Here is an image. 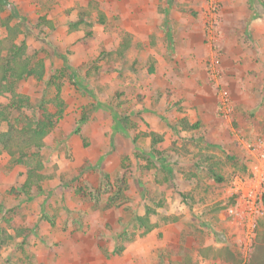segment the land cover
I'll return each instance as SVG.
<instances>
[{"label": "rangeland", "instance_id": "1", "mask_svg": "<svg viewBox=\"0 0 264 264\" xmlns=\"http://www.w3.org/2000/svg\"><path fill=\"white\" fill-rule=\"evenodd\" d=\"M6 1L0 39L13 36L6 22L18 26L15 42L32 47V65H45L42 77L19 80L15 91L35 106L45 101L56 116L47 145L27 149L25 164L7 150L0 155V228L9 235L0 264H181L189 254L201 264L200 248L206 264H264L263 237L252 260L242 257L222 199L226 185L254 164L241 139L264 137V0H149L157 13L146 7L143 19L123 16L126 4L133 13V0ZM42 17L54 28L37 27ZM190 38L202 43L200 53ZM190 63L204 71L188 83L198 91L167 77L170 67L187 75ZM243 64L255 66L247 74L253 82L231 85ZM224 93L229 117L222 114ZM14 99L0 96L8 115L0 132L36 116ZM39 162L46 176L29 198L21 185ZM147 206L158 225L143 233L136 217ZM210 221L217 235L206 228ZM212 237L224 248L208 242ZM215 249L227 260L217 262Z\"/></svg>", "mask_w": 264, "mask_h": 264}, {"label": "trees", "instance_id": "2", "mask_svg": "<svg viewBox=\"0 0 264 264\" xmlns=\"http://www.w3.org/2000/svg\"><path fill=\"white\" fill-rule=\"evenodd\" d=\"M0 2L6 3L7 1L0 0ZM98 19L101 23L104 22L106 20V14L100 13ZM6 24L9 35L12 34L13 36L0 39V96L4 93L11 94L15 98V102L13 103L17 109H21L22 107L31 108L36 113V116L33 119H29L22 128L10 124L5 132H0V155L3 150H7L12 156L18 154L16 161L25 164L27 162V156H29L27 149L35 147L36 150H41L47 145L45 138L55 126L54 118L56 115L51 114L45 101L35 106L28 97H24V95L15 91V85L19 80L31 75L42 77L45 72V65L42 61H39L36 65L31 64V59L35 55L34 50L29 54L32 49L29 44L23 40L15 42V38L19 35L21 30L16 25L11 26L8 22H6ZM42 25L54 28L53 21L47 17H42L38 20L37 27H41ZM77 25L78 22L74 23V26ZM90 33L91 31L87 32V34ZM4 51L5 53H3ZM150 70L153 72V67H150ZM127 118H121V123L123 125L127 123ZM2 121H8V115L4 109L0 108V125ZM193 127H196V125H193ZM42 169L43 164L41 162L37 163V166L31 167L28 171L27 179L21 185L23 192L29 198L34 196L33 188H40V182L46 176L45 173L41 172ZM209 169L211 170L212 176L217 181L222 182L225 179L213 164L209 165ZM13 192L15 194L18 193V191ZM121 192V188L117 191H113L111 195H109L110 200L115 201L119 198ZM231 201L230 198L227 202H223V207L227 208ZM155 215L156 210L150 206H147L144 214L137 215L136 220L139 228L143 229V233H148L157 227V222L153 221ZM8 237L9 235L5 231L3 233L2 228H0V248L6 243ZM257 237L264 238V219L261 218L257 222ZM123 246L124 244L119 247L120 249L118 252H121ZM182 263L190 264V258L186 256Z\"/></svg>", "mask_w": 264, "mask_h": 264}, {"label": "built area", "instance_id": "3", "mask_svg": "<svg viewBox=\"0 0 264 264\" xmlns=\"http://www.w3.org/2000/svg\"><path fill=\"white\" fill-rule=\"evenodd\" d=\"M208 33L213 35L211 29H208ZM222 100V114L229 117L231 107L226 93L222 95ZM241 143L255 160L248 173L235 176L231 182L228 199L232 201L226 210L237 226L242 257L248 260L257 238V222L264 214V137L252 144L241 139Z\"/></svg>", "mask_w": 264, "mask_h": 264}, {"label": "crops", "instance_id": "4", "mask_svg": "<svg viewBox=\"0 0 264 264\" xmlns=\"http://www.w3.org/2000/svg\"><path fill=\"white\" fill-rule=\"evenodd\" d=\"M154 3V2H153ZM151 4V5H149V0H133L132 1V4H131V9L130 10H133V13H129V11L127 12V10L129 9V8H127V7H129L127 4H126V10H125V12H124V14L125 15H123L124 17H126V18H130V19H143V18H145L146 17V15H145V12H146V7H148V8H151L152 7V11H153V13H157V7H158V3H154V4ZM127 12V13H126ZM130 14V15H129ZM129 30H131V28L128 26L127 27ZM200 29V28H199ZM262 32H264V29H262ZM263 38H264V34L263 35H261ZM193 37V36H192ZM189 42H190V47H192V46H194L195 44H196V50H197V52L198 53H200L203 49H201L203 46H202V43L201 42H195V41H192V39L190 38V40H188ZM150 42V41H149ZM128 47H129V44H128ZM144 48L146 49V50H148L149 52H150V48L148 47L147 48V46L146 45H144ZM154 51V50H153ZM152 54H155V51L152 53ZM157 56V55H156ZM157 58H159L158 56H157ZM72 62V61H71ZM198 62V61H197ZM191 64V66H190V70L188 71V74L186 75V73H183L182 75H181V78L178 76V75H176L175 73H174V71H173V68L172 67H170V70L168 71V74H167V77H170L171 75H173L174 76V78H175V80L173 81L176 85H178V81H179V79H180V81L182 80V83H185V84H182V85H184V86H188V88H190V87H192V89L193 90H195V91H198L199 89V87H197V85H194V84H192V85H190V84H188V83H191L190 82V80H191V78H193V77H198V78H201L202 77V74H204V71H202L201 69H199V68H195L196 66H194L192 63H190ZM244 65V64H243ZM252 65V64H251ZM150 67H153V69H155L154 68V66L151 64L150 65ZM238 69L236 70V68L234 69V71H236L237 73H238V75H240V76H238L237 77V79L238 80H233V81H231V85H235V84H237L238 82H243L244 80H246V82L248 83V85H249V83L252 81L253 82V78L252 77H248L247 76V74L249 73V70H251V69H255V66L254 67H251L250 65H244V66H242V69L240 68V67H237ZM255 71V70H254ZM156 72V71H155ZM154 74V73H153ZM156 74V73H155ZM249 74H251V75H253V72H250ZM162 75H164V74H162ZM245 76V78H243ZM162 78V77H161ZM184 81V82H183ZM194 83L195 84H197L196 83V81H194ZM164 84H166L165 82H164ZM160 92H162V91H160ZM159 92V93H160ZM168 95V94H167ZM161 96V95H160ZM189 114V113H188ZM190 115V114H189ZM191 117H193V114H191L190 115V118ZM192 119V118H191ZM232 134H234V136H235V133H232ZM233 136V137H234ZM236 136H237V138H238V140H239V135L237 134V131H236ZM235 138V137H234ZM241 142V141H240ZM239 145V144H238ZM249 170H250V168H249ZM194 179H195V177H194ZM209 183H212V181H210ZM196 184V183H195ZM194 184V185H195ZM230 185H231V183L229 184V185H226V187H225V189H224V196L222 197V199H226L227 200V198H229L228 196H229V194H230ZM226 200H225V202H226ZM225 212V211H224ZM264 215V214H263ZM262 217V216H261ZM260 217V218H261ZM207 227L206 228H209V229H211L212 231H213V234L214 235H217V234H215L216 233V229L219 227L218 225H216L215 223H211V221L210 222H208L207 223ZM197 227L198 228H205V227H203V226H200V224H198L197 225ZM195 237V236H194ZM220 237V236H219ZM213 238H215V237H212L208 242H212L213 244H218V245H221V247H219V248H224V247H222L223 245H225V243L224 242H219V240H215V239H213ZM221 238V237H220ZM199 240L198 239H196L195 240V242L194 243H197ZM218 241V242H217ZM199 246H201L200 244H199ZM200 248V247H199ZM215 250H217V252H218V249H215ZM255 250V249H254ZM198 252H199V254L202 256V260H201V264H206V263H208V261H209V258H208V256L203 252V250H202V248H200L199 250H197ZM202 252L204 253V255L202 254ZM255 252V251H254ZM254 252L251 254V257H250V259L248 260V261H250V260H252V258H253V254H254ZM217 254H220V255H222V256H220L219 255V257H218V261L217 262H221V261H223L222 259H226L225 257H224V255L222 254V253H217ZM216 254V255H217ZM186 256H188L189 258H190V264H194L193 263V260H192V258H191V255L189 254V255H185L184 256V258L186 257ZM184 258L182 259V260H180L179 262L181 263V264H183L182 263V261L184 260ZM227 260V259H226Z\"/></svg>", "mask_w": 264, "mask_h": 264}]
</instances>
